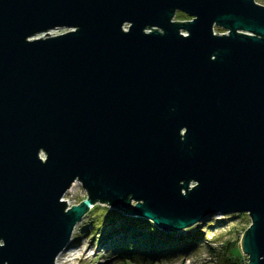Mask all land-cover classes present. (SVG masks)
Listing matches in <instances>:
<instances>
[{
  "label": "water",
  "instance_id": "95a60500",
  "mask_svg": "<svg viewBox=\"0 0 264 264\" xmlns=\"http://www.w3.org/2000/svg\"><path fill=\"white\" fill-rule=\"evenodd\" d=\"M95 203L164 231L246 213L264 264V7L0 0V264H54Z\"/></svg>",
  "mask_w": 264,
  "mask_h": 264
},
{
  "label": "rangeland",
  "instance_id": "374dc122",
  "mask_svg": "<svg viewBox=\"0 0 264 264\" xmlns=\"http://www.w3.org/2000/svg\"><path fill=\"white\" fill-rule=\"evenodd\" d=\"M176 13L177 15L172 19L173 21H183L186 18L184 13L180 11ZM62 31L64 29L54 30L52 33ZM85 197L86 192L81 185L75 183L71 191H67L62 199L72 205L77 204ZM94 205H98L100 208L90 211ZM92 206L74 226L70 242L62 250L61 257L58 258L59 264H217L223 260L229 262L233 257L234 259L239 257V260H241L243 256L239 241L243 230L250 222L246 213H216L188 228L171 231V236L176 238L185 235L195 236L197 232H202L203 235L199 238V244L196 248L187 250L185 254L179 253L178 256L160 258L159 255H156L152 259L144 257V260H142L140 254L133 251L132 255L137 256L139 260L137 262L118 255L116 250L110 251L107 243L102 242L109 232L111 221L108 218L111 217L121 223H131L133 222L132 218L137 215H130L115 209L116 212L121 213L120 216L108 215L107 218L104 215L105 212L110 209L114 210L113 208L99 203ZM102 209L104 210L102 211ZM111 213L114 214L113 211ZM69 252H75V256L64 262Z\"/></svg>",
  "mask_w": 264,
  "mask_h": 264
},
{
  "label": "trees",
  "instance_id": "16d2710c",
  "mask_svg": "<svg viewBox=\"0 0 264 264\" xmlns=\"http://www.w3.org/2000/svg\"><path fill=\"white\" fill-rule=\"evenodd\" d=\"M99 208L100 206L94 205L91 207L90 211ZM103 210L104 209H102V211ZM110 210L107 211L105 209V211H107H104L105 217L108 215H114L116 217L121 214L116 212L117 210L115 209ZM112 211L114 214L111 213ZM108 219L111 221L109 232L105 236L104 241H101L104 244L107 243L110 251L116 250L118 255L137 262L139 260L137 256L132 255L133 251L139 253L140 257L143 258L142 260H144V257L152 259L153 256L156 255H159L158 257L160 258L178 256L179 253L185 254L189 248H196L199 244V238L203 235L202 232H197L195 236L185 235L178 238L172 237L171 234L156 228L150 221L139 216L133 217V222L131 223H121L120 221H115V219L111 217ZM217 264H242V262L239 260V257L235 259L233 257L229 262L223 260L221 263L218 262Z\"/></svg>",
  "mask_w": 264,
  "mask_h": 264
},
{
  "label": "flooded vegetation",
  "instance_id": "af4514ba",
  "mask_svg": "<svg viewBox=\"0 0 264 264\" xmlns=\"http://www.w3.org/2000/svg\"><path fill=\"white\" fill-rule=\"evenodd\" d=\"M251 1L255 5L264 7V0H251ZM176 12H179V10H176L175 11L173 18H175V16L177 15ZM180 12H182V11H180ZM182 13H184V12H182ZM185 15H186V18H184L183 22L190 21V20H192L194 18L193 16H189L187 14H185ZM212 33L213 34H220V35H222V34H227L228 33V30L227 29H224V28H222L220 26H217V25L213 24L212 25Z\"/></svg>",
  "mask_w": 264,
  "mask_h": 264
},
{
  "label": "bare ground",
  "instance_id": "6f19581e",
  "mask_svg": "<svg viewBox=\"0 0 264 264\" xmlns=\"http://www.w3.org/2000/svg\"><path fill=\"white\" fill-rule=\"evenodd\" d=\"M75 184V182L68 188V190L67 191H71V188H72V186ZM66 191V192H67ZM66 201V200H65ZM66 203H67V201H66ZM67 205H70V203H67ZM162 231H164V230H162ZM165 232V231H164ZM166 233H169V234H171V231H166ZM189 250H192V248H189ZM62 251L56 256V258H55V262H54V264H59L58 263V258H60L61 257V255H62ZM73 256H75V252H69V254L65 257V259H64V262H66L67 260H70Z\"/></svg>",
  "mask_w": 264,
  "mask_h": 264
},
{
  "label": "built area",
  "instance_id": "2783aa9c",
  "mask_svg": "<svg viewBox=\"0 0 264 264\" xmlns=\"http://www.w3.org/2000/svg\"><path fill=\"white\" fill-rule=\"evenodd\" d=\"M184 34V32H182ZM241 262L242 264H247V260H246V256L243 255L242 258H241Z\"/></svg>",
  "mask_w": 264,
  "mask_h": 264
}]
</instances>
